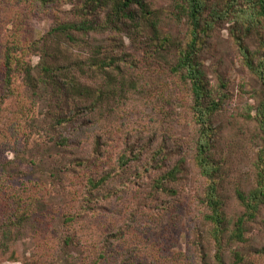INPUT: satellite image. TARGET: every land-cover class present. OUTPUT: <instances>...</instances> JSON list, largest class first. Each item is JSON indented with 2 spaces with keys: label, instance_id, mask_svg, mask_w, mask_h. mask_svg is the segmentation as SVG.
<instances>
[{
  "label": "rangeland",
  "instance_id": "1",
  "mask_svg": "<svg viewBox=\"0 0 264 264\" xmlns=\"http://www.w3.org/2000/svg\"><path fill=\"white\" fill-rule=\"evenodd\" d=\"M144 2L155 35L137 7L139 28L108 22L110 7L90 0H0V264H216L192 95L171 69L190 39L186 2ZM204 4L201 24L211 27L197 60L220 99L211 155L231 231L244 212L236 191L255 187L264 154V79L238 43L254 65L264 61V15L259 0ZM60 23L96 28L44 41ZM6 45L36 76L42 55L56 69L71 64L89 93L33 94L20 70L6 92ZM244 236L226 235L224 264H264V206Z\"/></svg>",
  "mask_w": 264,
  "mask_h": 264
},
{
  "label": "trees",
  "instance_id": "2",
  "mask_svg": "<svg viewBox=\"0 0 264 264\" xmlns=\"http://www.w3.org/2000/svg\"><path fill=\"white\" fill-rule=\"evenodd\" d=\"M90 2L94 5L104 4L105 8L108 6L110 7L111 12L107 16L108 22L111 21L116 24L118 21L125 22L126 19H129L131 22H135L136 28H139L138 19L141 14L142 19L148 22L153 29V35H155L157 31L156 22L153 20V13L150 12L144 0H90ZM185 2L187 6L185 11L186 16L191 25L190 39L185 47L179 50V55L171 69L179 73L183 81L188 83L192 95L194 119L199 126L196 143V163L199 167L200 174L207 179V187L203 202L208 209V213L204 218L210 225L208 232L215 246L214 258L216 264H224L222 249L223 240L226 235L230 240L243 242L245 240V223L254 220L261 207L264 206V154L260 157L259 163L262 164V167L258 169L255 187L249 189L247 192H243L239 189L236 191L237 198L244 212L237 217L233 223L232 230L229 231V222L224 214L223 200L218 190L220 167L214 162L211 155L215 137L212 118L220 109V99L215 98L210 91L203 70L197 60V55L203 44V34H207L211 24L205 23V26L201 24L205 0H185ZM133 7L139 8L140 14H137L136 11L133 10ZM258 7L259 11L257 14L264 15V0H259ZM95 28L96 27L91 24L60 23L47 33L46 37H44V41H53L56 37H64L73 41L75 38L70 32L71 30L86 31ZM167 40L168 39H162L160 46H165ZM238 45L247 67L264 79V61H259L257 65H254L248 49L244 47L241 42L240 44L238 43ZM14 53V47H12V45H6L2 62L4 89L6 92H9L11 88L15 70H20L23 73L25 85L33 94H37L39 91L48 92L49 88L50 93L53 88H56V92H58L59 90H63L62 86L65 87V90L77 92L80 95H87L89 93L88 87L81 85L76 78L69 77L71 74V64L64 67V69H56L53 66H49L42 55L40 57V63L38 64L42 72L40 76H36L33 72L34 67L26 62H21ZM115 68L118 69V65H116ZM57 71L65 73L68 77H64L63 80L62 78H57ZM111 76L113 77V74H109V79ZM54 94L58 96L56 93ZM54 99L56 98L53 97V102ZM49 113L48 111L47 114ZM54 114L57 121L60 122L62 117L59 114ZM261 115L264 118V103ZM262 126L264 129V120H262ZM260 164L258 166H260ZM176 171L177 169L174 168L169 174L173 176ZM21 223L18 217L11 222L13 226H19ZM235 257L239 258V255L235 254Z\"/></svg>",
  "mask_w": 264,
  "mask_h": 264
}]
</instances>
